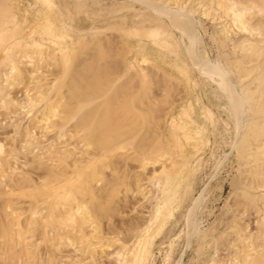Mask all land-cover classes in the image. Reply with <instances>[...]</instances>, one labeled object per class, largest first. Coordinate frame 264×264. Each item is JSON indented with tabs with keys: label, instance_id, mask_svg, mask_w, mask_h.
Listing matches in <instances>:
<instances>
[{
	"label": "rangeland",
	"instance_id": "374dc122",
	"mask_svg": "<svg viewBox=\"0 0 264 264\" xmlns=\"http://www.w3.org/2000/svg\"><path fill=\"white\" fill-rule=\"evenodd\" d=\"M11 1L12 19L0 17V264H264L257 9Z\"/></svg>",
	"mask_w": 264,
	"mask_h": 264
},
{
	"label": "bare ground",
	"instance_id": "6f19581e",
	"mask_svg": "<svg viewBox=\"0 0 264 264\" xmlns=\"http://www.w3.org/2000/svg\"><path fill=\"white\" fill-rule=\"evenodd\" d=\"M241 2H244L246 4V7H248L249 9L253 7V9H257V15H255L254 13H250L248 16H249V19L252 20L253 18H255V22H253L252 24V27L253 29H256V30H260V28L262 27V23H264V0H239ZM13 4H12V1L11 0H0V17L2 18H5L6 20H11L13 15H14V12L13 10L11 9ZM11 7V8H9ZM242 17H243V14L240 13L238 15V18L241 19L239 20L242 24H244V20H242ZM248 19V17H246ZM181 21V20H180ZM179 23V22H178ZM191 24V23H190ZM181 25V23H180ZM179 27V25H178ZM245 28V26H243ZM180 29V28H179ZM185 31V30H184ZM186 31L187 28H186ZM261 33V32H260ZM188 37L190 39V42L193 46V36L191 33H188ZM221 85L224 86V89L227 91L226 94L228 95V98L232 101L235 102V104H237V101H236V95L232 92V89L231 87L227 84H225L223 78H221ZM220 81V82H221ZM238 108L241 109V105L238 104ZM188 221L190 220V215H188Z\"/></svg>",
	"mask_w": 264,
	"mask_h": 264
}]
</instances>
